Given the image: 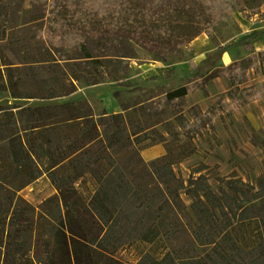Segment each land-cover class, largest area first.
I'll list each match as a JSON object with an SVG mask.
<instances>
[{
	"label": "trees",
	"instance_id": "16d2710c",
	"mask_svg": "<svg viewBox=\"0 0 264 264\" xmlns=\"http://www.w3.org/2000/svg\"><path fill=\"white\" fill-rule=\"evenodd\" d=\"M3 2L0 39H13L16 29L31 34L10 40L20 42L9 48L17 61L0 49V90L48 100L76 92L80 82L120 84L134 45L158 54L188 44L239 8L235 0H29L17 28L19 11L9 13ZM244 61L213 74L229 78L230 97L253 64ZM197 87L179 84L163 99ZM126 109L95 116L84 100L0 104V264L26 258L60 228L100 235L116 264H264V179L216 187L201 175L180 181L171 154L140 156L131 139L144 128L129 133ZM86 172L97 187L83 199L76 184ZM41 174L56 192L35 205L20 191Z\"/></svg>",
	"mask_w": 264,
	"mask_h": 264
},
{
	"label": "rangeland",
	"instance_id": "374dc122",
	"mask_svg": "<svg viewBox=\"0 0 264 264\" xmlns=\"http://www.w3.org/2000/svg\"><path fill=\"white\" fill-rule=\"evenodd\" d=\"M28 1L3 2L9 13L15 12L16 16L19 11L17 28L22 26L19 9L21 5L27 8ZM235 2L239 8L233 6L230 15L188 44L171 46L159 50L158 54L150 48L134 45L135 57L129 60L120 84L113 80L93 85L80 82L76 92L50 100L15 99L9 91L0 90V104L35 106L84 100L91 105L95 116L102 111L121 112L122 104H125L128 106L124 115L129 133L144 128L131 139L140 156L150 161L171 154L172 168L180 181L201 175L208 184L216 187L224 186L227 180L253 183L264 179V92L248 100L253 91L262 89L264 82V0ZM28 15L29 12H25L23 17ZM14 34L13 39L7 35L0 39V49L17 61L9 48L20 42L10 43V40L22 39L31 33L16 29ZM160 51L167 57L163 61L158 59ZM240 60H245L246 65L253 64L247 69L245 80L233 86L234 96L230 97L227 93L229 78L213 74ZM152 63L156 64L158 73L149 76L144 69ZM41 73L39 70L38 74ZM5 78H0V83ZM184 83H196L198 87L171 103L163 99L164 90ZM96 187L97 180L89 172L76 184L83 199H87ZM54 192L56 189L48 177L41 174L21 189L20 194L39 205L43 198ZM180 196L187 205L191 202L184 192ZM35 255L38 260L34 264L117 262L114 254L104 250L100 235L88 239L86 235L66 234L64 238L62 229L37 246Z\"/></svg>",
	"mask_w": 264,
	"mask_h": 264
},
{
	"label": "crops",
	"instance_id": "0c3cea01",
	"mask_svg": "<svg viewBox=\"0 0 264 264\" xmlns=\"http://www.w3.org/2000/svg\"><path fill=\"white\" fill-rule=\"evenodd\" d=\"M144 71L147 72L149 76L152 75V74L158 73L157 68H156V64H154V63H152V65H149L148 67H146L144 69ZM61 229H62V232H64V238H65V235L66 234H68V235L71 234L73 236H78V235H74L71 231H68L67 228H60L57 231H55V233H57ZM54 234H52V235H54ZM52 235H50L49 237H51ZM45 241H47V240H45ZM45 241H43V242H45ZM70 241L71 240H69V242ZM43 242H41V243H43ZM41 243L34 245L33 248H32V250H31V252L29 253V255L26 258L20 259V260H18L14 264H30V263L31 264H34L38 260L37 255H35L36 247L39 246V245H41ZM69 244H71V243H69ZM70 247H73V246H69V248ZM48 248H50V246ZM47 259H50V258H47Z\"/></svg>",
	"mask_w": 264,
	"mask_h": 264
}]
</instances>
